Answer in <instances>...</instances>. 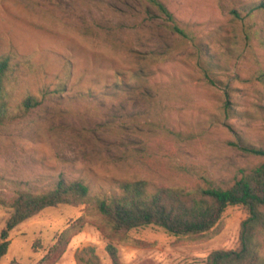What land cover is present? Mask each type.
Segmentation results:
<instances>
[{"label":"rangeland","instance_id":"obj_1","mask_svg":"<svg viewBox=\"0 0 264 264\" xmlns=\"http://www.w3.org/2000/svg\"><path fill=\"white\" fill-rule=\"evenodd\" d=\"M162 1L187 38L144 0H0V56L22 64L13 106L53 91L0 127V241L4 199L61 178L90 187L87 203L46 208L11 230L0 264L38 262L74 220L99 216L98 198L122 181L226 188L264 161L251 150L264 149V8L251 9L262 0ZM167 50L170 59L150 60ZM247 216L229 206L200 239L152 225L131 232L151 245L114 244L124 264H205L239 245ZM109 242L89 222L55 264H80L89 246L112 264Z\"/></svg>","mask_w":264,"mask_h":264},{"label":"trees","instance_id":"obj_2","mask_svg":"<svg viewBox=\"0 0 264 264\" xmlns=\"http://www.w3.org/2000/svg\"><path fill=\"white\" fill-rule=\"evenodd\" d=\"M158 9L168 22V27L182 37H188L173 12L162 0H144ZM144 6L150 15H156L149 5ZM264 8V0L255 3L251 9ZM238 17L241 11L234 7ZM173 51H154L150 60L166 61L173 57ZM22 65V64H21ZM20 63H13L11 56H0V127L28 115L33 109L43 106V99L53 94L43 90V99L35 94L23 98L13 106L14 89L18 86L17 71ZM143 78L144 75L140 74ZM140 88V87H139ZM62 84L55 90H64ZM141 89V88H140ZM139 90V89H138ZM125 91V90H124ZM264 155L263 148H252ZM120 192L98 198L99 216L74 220L50 247L45 256L34 264H55L67 249L74 235L82 231L87 223L95 225L110 240L107 245L112 264H124L114 242L149 246L151 242L133 238L134 229L158 226L176 235L200 239L213 231L229 206L241 205L248 213L240 227L239 245L233 249H216L209 253L205 264H264V161L236 178L226 187H212L202 184L195 186H161L151 190L145 179L125 180L119 183ZM90 198V187L82 179L61 178L45 188L30 187L19 190L3 200L9 209L6 226L1 232L0 260L8 253L11 241L10 231L19 224L38 215L49 207L62 204L79 206ZM79 263L102 264L94 247H86L78 255ZM10 264H23L16 260Z\"/></svg>","mask_w":264,"mask_h":264}]
</instances>
